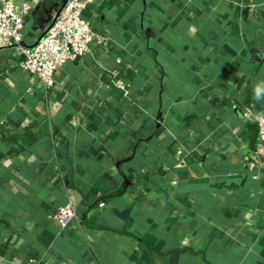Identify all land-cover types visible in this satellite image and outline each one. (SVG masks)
Returning a JSON list of instances; mask_svg holds the SVG:
<instances>
[{
    "label": "crops",
    "instance_id": "obj_1",
    "mask_svg": "<svg viewBox=\"0 0 264 264\" xmlns=\"http://www.w3.org/2000/svg\"><path fill=\"white\" fill-rule=\"evenodd\" d=\"M41 5L26 46L48 26ZM86 14L109 45L67 62L63 89L0 51V262L263 264L259 127L243 112L264 83V0H95ZM67 203L78 220L61 230Z\"/></svg>",
    "mask_w": 264,
    "mask_h": 264
},
{
    "label": "built area",
    "instance_id": "obj_2",
    "mask_svg": "<svg viewBox=\"0 0 264 264\" xmlns=\"http://www.w3.org/2000/svg\"><path fill=\"white\" fill-rule=\"evenodd\" d=\"M42 2L0 0V51H16L21 57L19 66L24 71L43 83L48 90H59L67 84L57 81L64 65L90 54L96 47L108 46L110 37L95 28L86 14L95 0H67L51 10L44 34L33 45L26 46L27 20ZM120 74L119 70L111 71L109 78L125 89L128 87L126 81L114 79ZM243 114L259 127L256 151L249 154V168L260 170L264 166V109L257 110L256 102L251 98L247 100ZM99 206L104 207L105 203L101 202ZM55 218L61 230H68L78 220V214L75 206L67 203L58 208Z\"/></svg>",
    "mask_w": 264,
    "mask_h": 264
},
{
    "label": "trees",
    "instance_id": "obj_3",
    "mask_svg": "<svg viewBox=\"0 0 264 264\" xmlns=\"http://www.w3.org/2000/svg\"><path fill=\"white\" fill-rule=\"evenodd\" d=\"M63 0H43V3L39 9V15L42 16L44 14V16L48 17L52 6L56 3V2H62ZM43 16V17H44ZM111 197V196H110Z\"/></svg>",
    "mask_w": 264,
    "mask_h": 264
},
{
    "label": "clouds",
    "instance_id": "obj_4",
    "mask_svg": "<svg viewBox=\"0 0 264 264\" xmlns=\"http://www.w3.org/2000/svg\"><path fill=\"white\" fill-rule=\"evenodd\" d=\"M254 98L256 100H260L261 98H264V83L258 84L254 88Z\"/></svg>",
    "mask_w": 264,
    "mask_h": 264
},
{
    "label": "water",
    "instance_id": "obj_5",
    "mask_svg": "<svg viewBox=\"0 0 264 264\" xmlns=\"http://www.w3.org/2000/svg\"><path fill=\"white\" fill-rule=\"evenodd\" d=\"M66 2H67V0H63L62 2H56V3L52 6L51 10H52L55 6H59V5L65 4ZM50 12H51V11H50Z\"/></svg>",
    "mask_w": 264,
    "mask_h": 264
}]
</instances>
